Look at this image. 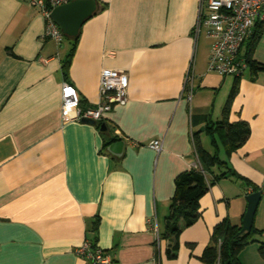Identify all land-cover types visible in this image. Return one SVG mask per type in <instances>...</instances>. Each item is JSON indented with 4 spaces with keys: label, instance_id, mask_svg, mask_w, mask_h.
Instances as JSON below:
<instances>
[{
    "label": "crops",
    "instance_id": "obj_1",
    "mask_svg": "<svg viewBox=\"0 0 264 264\" xmlns=\"http://www.w3.org/2000/svg\"><path fill=\"white\" fill-rule=\"evenodd\" d=\"M96 2L73 50L71 37H44L46 18L31 0H0V264H90L77 254L86 239L117 264H206L215 226L242 225L254 185L263 190L254 226L264 230V71L209 69L212 38L196 29L201 0ZM253 56L264 64V28ZM104 69L128 75L126 104L95 123L64 122L63 83L76 86L82 107L94 106ZM236 83L228 120L246 121L251 133L227 155L222 133L215 145L206 124L223 119ZM116 141L120 154L109 150ZM197 141L240 177L210 173L199 218L174 252L167 216L177 176L202 167ZM259 246L246 245L241 263L264 264Z\"/></svg>",
    "mask_w": 264,
    "mask_h": 264
},
{
    "label": "built area",
    "instance_id": "obj_2",
    "mask_svg": "<svg viewBox=\"0 0 264 264\" xmlns=\"http://www.w3.org/2000/svg\"><path fill=\"white\" fill-rule=\"evenodd\" d=\"M73 0H31L45 16L47 25L45 38L62 42L64 34L57 23L51 18L52 10ZM258 22H264V0H201L199 20L196 29L204 26L212 38L209 56V69L223 76H241L248 64L241 56V48ZM192 75L187 77L186 89ZM128 75L112 69H104L100 77V101L89 107L81 106V96L71 82L62 86V119L64 122L82 121L84 119L101 121L106 112L115 105H124L128 100ZM192 90H189L191 98ZM151 147L161 151L163 142L153 140ZM253 192V188H250ZM263 192V191H262ZM149 225L156 228L155 220L150 219ZM80 257L87 259L90 264H117L115 254L110 253L99 245L93 246L86 239L77 249Z\"/></svg>",
    "mask_w": 264,
    "mask_h": 264
},
{
    "label": "trees",
    "instance_id": "obj_3",
    "mask_svg": "<svg viewBox=\"0 0 264 264\" xmlns=\"http://www.w3.org/2000/svg\"><path fill=\"white\" fill-rule=\"evenodd\" d=\"M263 28L264 22L256 23L251 34L245 40L241 48V56L246 60L248 69L253 75L264 71V64L258 62L253 56L255 45L260 38ZM78 40L79 35L73 38V50ZM237 91L238 83L234 85L231 91L223 119L218 122L211 121L206 124V131L212 135L215 145V133H222V142L226 148L227 155H230L233 151L242 146L251 133V128L246 121L239 120L230 122L228 120L227 114L230 101ZM193 122L198 124L197 120ZM196 151L202 167H193L181 172L177 176L175 181L176 191L172 198L169 214L167 216V234L171 236L170 250L174 252L179 247L178 239L182 230L195 223L199 218L200 199L209 190V182L212 183L209 177L210 173L214 177V180L226 177L228 174L240 177L235 170L227 166V161L221 159L217 151L214 153L210 152L199 141L196 142ZM214 166H226L228 168L224 173L213 175L211 171ZM252 188L253 191H263L256 185ZM241 229V224H233L229 219H224L218 223L215 226L211 241L201 257L202 260L206 264H242L239 259L240 251L246 245L255 241L260 243L259 251L264 258V230L253 226L250 232L241 233ZM89 240L93 246L96 245L95 240Z\"/></svg>",
    "mask_w": 264,
    "mask_h": 264
},
{
    "label": "water",
    "instance_id": "obj_4",
    "mask_svg": "<svg viewBox=\"0 0 264 264\" xmlns=\"http://www.w3.org/2000/svg\"><path fill=\"white\" fill-rule=\"evenodd\" d=\"M97 11L96 0H73L69 3L55 7L51 12V18L57 23L65 36L75 38L86 20L91 18ZM83 122L95 123L94 120L84 119ZM103 131L107 130L105 124L102 125ZM203 127L200 131H203ZM124 142L116 141L109 146V150L121 153ZM263 196L262 191H253L247 195V210L242 220L243 232H250L254 226L255 215Z\"/></svg>",
    "mask_w": 264,
    "mask_h": 264
},
{
    "label": "rangeland",
    "instance_id": "obj_5",
    "mask_svg": "<svg viewBox=\"0 0 264 264\" xmlns=\"http://www.w3.org/2000/svg\"><path fill=\"white\" fill-rule=\"evenodd\" d=\"M203 36H204V32L202 33V38H203ZM201 41H202V39H201ZM208 140V139H207Z\"/></svg>",
    "mask_w": 264,
    "mask_h": 264
}]
</instances>
